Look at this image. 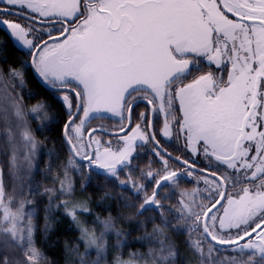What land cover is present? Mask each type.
Segmentation results:
<instances>
[{
  "label": "snow or ice",
  "instance_id": "obj_1",
  "mask_svg": "<svg viewBox=\"0 0 264 264\" xmlns=\"http://www.w3.org/2000/svg\"><path fill=\"white\" fill-rule=\"evenodd\" d=\"M0 264H264V0H0Z\"/></svg>",
  "mask_w": 264,
  "mask_h": 264
},
{
  "label": "trees",
  "instance_id": "obj_2",
  "mask_svg": "<svg viewBox=\"0 0 264 264\" xmlns=\"http://www.w3.org/2000/svg\"><path fill=\"white\" fill-rule=\"evenodd\" d=\"M105 123L113 124V123H116V121L108 120V121H105ZM133 247H139V245H133ZM49 251H50L51 255H53V256H59V254H60L59 248L53 249V250H49ZM125 253H127V249H125Z\"/></svg>",
  "mask_w": 264,
  "mask_h": 264
},
{
  "label": "flooded vegetation",
  "instance_id": "obj_3",
  "mask_svg": "<svg viewBox=\"0 0 264 264\" xmlns=\"http://www.w3.org/2000/svg\"><path fill=\"white\" fill-rule=\"evenodd\" d=\"M106 124H108V123H106ZM109 125H111V124H109Z\"/></svg>",
  "mask_w": 264,
  "mask_h": 264
}]
</instances>
